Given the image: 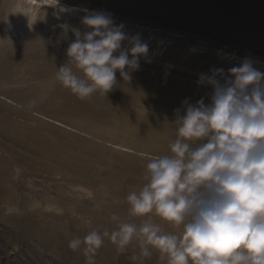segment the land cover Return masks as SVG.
Masks as SVG:
<instances>
[{
	"label": "rangeland",
	"instance_id": "1",
	"mask_svg": "<svg viewBox=\"0 0 264 264\" xmlns=\"http://www.w3.org/2000/svg\"><path fill=\"white\" fill-rule=\"evenodd\" d=\"M63 1L105 8L126 28H151L144 32L149 55L130 81L117 72L107 95L81 100L55 78L75 40L71 31L64 38L59 25L83 32L80 19L66 13L57 18L55 9L42 8L39 24L50 40L24 43L10 12L28 3L0 0V264H85L82 250L68 247L70 240L93 229L110 232L120 221L139 226L126 197L146 182L147 157L169 154L175 110L183 112L186 98L208 102L210 88L198 84L201 75L214 67L227 73L244 57L260 58L264 72V0ZM160 38L169 42L157 53ZM205 42L204 54L190 50ZM222 45L240 60L216 55ZM153 220L165 232L181 231ZM138 253L135 240L118 254L105 237L95 260L167 264L156 250L133 261Z\"/></svg>",
	"mask_w": 264,
	"mask_h": 264
},
{
	"label": "clouds",
	"instance_id": "2",
	"mask_svg": "<svg viewBox=\"0 0 264 264\" xmlns=\"http://www.w3.org/2000/svg\"><path fill=\"white\" fill-rule=\"evenodd\" d=\"M37 7L79 16L85 31L60 24L62 35L74 33L56 80L81 100L107 95L139 70L149 46L139 33L126 31L105 8L66 6L63 0H39ZM198 84L210 88L204 98L182 102L175 110L176 137L166 155L149 156L145 183L127 197L129 214L141 224L120 221L112 231H89L69 241L82 250L85 264L108 237L117 253L135 240L133 261L153 250L167 264H264V72L244 57L228 69L212 68ZM153 217L178 227L165 232Z\"/></svg>",
	"mask_w": 264,
	"mask_h": 264
},
{
	"label": "bare ground",
	"instance_id": "3",
	"mask_svg": "<svg viewBox=\"0 0 264 264\" xmlns=\"http://www.w3.org/2000/svg\"><path fill=\"white\" fill-rule=\"evenodd\" d=\"M28 3L25 7L18 5L16 6L10 13L14 17L12 21V26L14 27V30L17 32H21L24 35V38H18L21 40V42H27V43H41L42 41H49V34L47 30L43 29L44 25L41 26L39 24V15L42 7H37L36 5L39 3V0H23ZM63 3L66 6H78L75 4H70L68 2L63 1ZM51 8V7H47ZM68 16H71L76 19H80L79 16H72L67 14ZM121 23V22H118ZM126 31L136 34L139 33L141 38L143 39L144 42L148 43L147 36L144 35L145 31H152L151 28H148L147 26H136L135 28H126ZM49 39V40H48ZM52 41V40H51ZM55 42V41H54ZM168 39L165 38H160L158 39L156 43V49L160 48V51H157V53H161L165 48L168 47ZM63 44L62 42H60ZM207 43V44H206ZM204 46L202 47H197V46H191L190 50H192L194 53L197 54H204L209 48L208 42H205L203 44ZM230 48L225 47V45H222L220 47H217L215 49V54H220L223 56L224 59H228V61H233L234 63H237V61L240 60L239 57L234 56V51L229 50ZM153 50V51H154ZM227 57V58H226ZM254 57V56H253ZM260 58L255 57L253 59L255 66L261 70V65H260ZM59 126H63L62 124H59Z\"/></svg>",
	"mask_w": 264,
	"mask_h": 264
}]
</instances>
